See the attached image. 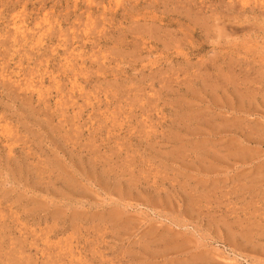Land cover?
Returning <instances> with one entry per match:
<instances>
[{
	"label": "rangeland",
	"instance_id": "obj_1",
	"mask_svg": "<svg viewBox=\"0 0 264 264\" xmlns=\"http://www.w3.org/2000/svg\"><path fill=\"white\" fill-rule=\"evenodd\" d=\"M0 264H264V0H0Z\"/></svg>",
	"mask_w": 264,
	"mask_h": 264
}]
</instances>
